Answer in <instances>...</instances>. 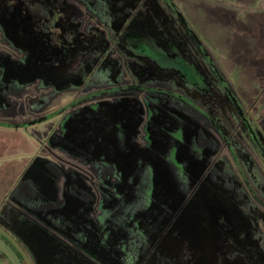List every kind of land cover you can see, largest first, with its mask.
Returning <instances> with one entry per match:
<instances>
[{
    "label": "rangeland",
    "instance_id": "374dc122",
    "mask_svg": "<svg viewBox=\"0 0 264 264\" xmlns=\"http://www.w3.org/2000/svg\"><path fill=\"white\" fill-rule=\"evenodd\" d=\"M0 123L33 264H264V0H0Z\"/></svg>",
    "mask_w": 264,
    "mask_h": 264
},
{
    "label": "water",
    "instance_id": "95a60500",
    "mask_svg": "<svg viewBox=\"0 0 264 264\" xmlns=\"http://www.w3.org/2000/svg\"><path fill=\"white\" fill-rule=\"evenodd\" d=\"M180 18L182 22L185 23V19L182 17ZM0 251L8 259L10 264H24L21 257L26 264H33L18 240H16L2 225H0Z\"/></svg>",
    "mask_w": 264,
    "mask_h": 264
},
{
    "label": "flooded vegetation",
    "instance_id": "af4514ba",
    "mask_svg": "<svg viewBox=\"0 0 264 264\" xmlns=\"http://www.w3.org/2000/svg\"><path fill=\"white\" fill-rule=\"evenodd\" d=\"M184 24V23H183ZM189 25V24H188ZM185 27V26H184ZM186 29V32L188 33V35L191 37V34L190 32L188 31V29L185 27ZM192 38V37H191ZM193 39V38H192ZM193 42L197 45L196 41L193 39ZM126 46L129 48V55H133V56H146L147 58L148 57H151L153 60L155 59H159V58H162L165 57V56H173L172 54H168V53H160V52H156L153 47H149V46H145V44H140V45H137L136 49H134L135 45L133 44V42L128 43L125 42ZM208 65L210 67V70L212 71V73H214V75H217V69L215 67H213V65L211 64L210 65V62L208 61ZM176 69L181 73L183 74L185 77L187 76H190L192 77L193 74L191 72L190 69H188V66L184 63V62H179V65L176 67ZM217 78V76H215ZM218 79V78H217ZM219 82V81H218ZM220 83V82H219ZM221 85V84H220ZM226 93V92H225ZM227 95V94H226ZM231 101V100H230ZM232 104V102H231ZM232 106L234 107V105L232 104ZM235 108V107H234ZM255 135L257 136V134L255 133ZM259 138V137H258ZM255 142V140H253ZM262 145V144H260ZM2 236V235H1ZM12 236H14L12 234ZM3 237V236H2ZM14 238L17 240V238L14 236ZM22 261L24 264H26L23 260V258L21 257Z\"/></svg>",
    "mask_w": 264,
    "mask_h": 264
},
{
    "label": "trees",
    "instance_id": "16d2710c",
    "mask_svg": "<svg viewBox=\"0 0 264 264\" xmlns=\"http://www.w3.org/2000/svg\"><path fill=\"white\" fill-rule=\"evenodd\" d=\"M171 3H172L171 5H172V7H174V9H175L177 15H180L179 18H180V17L184 18V17L182 16V14L177 10L176 5H175L173 2H171ZM180 19H181V18H180ZM184 19H185V18H184ZM184 26H185V27L188 29V31L190 32L191 37L196 41L197 46L199 47V49H200L201 53L203 54V56L207 59V61L210 62V65L212 64L213 67H215L213 61L209 58V56H207V50H206V48L204 47V45L202 44L201 40L198 38V36L196 35V33L193 31V29L188 25V23H187L186 20H185ZM216 69H217V68H216ZM217 73H218V69H217ZM216 76H217L218 80L220 81V84H221L222 87L224 88V91L226 92L227 96H228L229 99L231 100L232 104L234 105V107L236 108V110L240 113V111H241V110H240L241 106H240L238 100L234 97V94H233V92H232L230 86H229L225 81H223L222 76L219 75V73H218ZM45 117H46V116H45ZM45 117H44V118H45ZM3 125L8 126L9 124H3ZM3 238H5V237H3Z\"/></svg>",
    "mask_w": 264,
    "mask_h": 264
},
{
    "label": "crops",
    "instance_id": "0c3cea01",
    "mask_svg": "<svg viewBox=\"0 0 264 264\" xmlns=\"http://www.w3.org/2000/svg\"><path fill=\"white\" fill-rule=\"evenodd\" d=\"M189 23V22H188ZM239 117V116H238ZM0 124H7V123H0ZM257 151H258V149H257Z\"/></svg>",
    "mask_w": 264,
    "mask_h": 264
}]
</instances>
